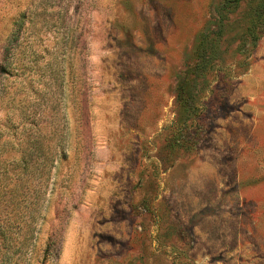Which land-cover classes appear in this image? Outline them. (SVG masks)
Masks as SVG:
<instances>
[{"label": "rangeland", "instance_id": "1", "mask_svg": "<svg viewBox=\"0 0 264 264\" xmlns=\"http://www.w3.org/2000/svg\"><path fill=\"white\" fill-rule=\"evenodd\" d=\"M226 1L0 0V264H264V35Z\"/></svg>", "mask_w": 264, "mask_h": 264}, {"label": "trees", "instance_id": "2", "mask_svg": "<svg viewBox=\"0 0 264 264\" xmlns=\"http://www.w3.org/2000/svg\"><path fill=\"white\" fill-rule=\"evenodd\" d=\"M241 1L246 2L245 6L240 10V20H237L241 25L238 27L237 32L230 37V40H236L241 44H249L258 40L264 35V0H227L221 5L222 12L235 13ZM226 14L221 13L218 17V23L216 24V30L214 34L209 36L203 35L196 51V57L198 59L195 69L204 70L209 72L211 65V59L209 50L213 42L215 45L221 44L224 41L223 36L227 34L223 27L225 24ZM212 41V42H211ZM212 52V51H211ZM193 72V69L188 68L186 70V76Z\"/></svg>", "mask_w": 264, "mask_h": 264}]
</instances>
